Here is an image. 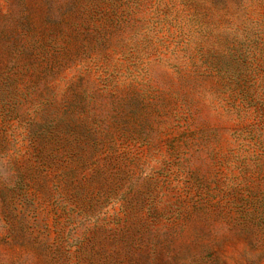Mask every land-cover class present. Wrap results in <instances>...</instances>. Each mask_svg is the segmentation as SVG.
Returning a JSON list of instances; mask_svg holds the SVG:
<instances>
[{
  "label": "rangeland",
  "instance_id": "obj_1",
  "mask_svg": "<svg viewBox=\"0 0 264 264\" xmlns=\"http://www.w3.org/2000/svg\"><path fill=\"white\" fill-rule=\"evenodd\" d=\"M0 264H264V0H0Z\"/></svg>",
  "mask_w": 264,
  "mask_h": 264
}]
</instances>
